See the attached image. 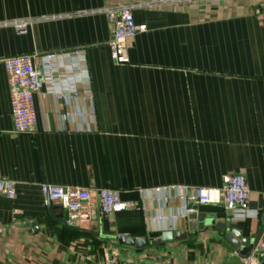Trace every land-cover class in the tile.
Masks as SVG:
<instances>
[{"label":"crops","instance_id":"0c3cea01","mask_svg":"<svg viewBox=\"0 0 264 264\" xmlns=\"http://www.w3.org/2000/svg\"><path fill=\"white\" fill-rule=\"evenodd\" d=\"M144 1L0 0V23L34 19L27 31L0 26V178L17 184L14 198L0 195V264H105L113 254L132 264H264V253L235 246L264 228V0L135 9L147 30L131 39L129 63L118 65L107 15L91 12ZM77 47L93 100L60 102L45 86L35 96L36 131L14 133L3 59ZM77 111L91 118H63ZM239 172L252 192L245 216L219 203L199 206L203 220H191L178 197L159 205L137 191L220 188ZM42 184L108 188L137 207L97 211L68 227ZM160 214L179 218L150 220ZM165 233L173 240L164 242ZM120 235L147 246L122 244Z\"/></svg>","mask_w":264,"mask_h":264},{"label":"built area","instance_id":"2783aa9c","mask_svg":"<svg viewBox=\"0 0 264 264\" xmlns=\"http://www.w3.org/2000/svg\"><path fill=\"white\" fill-rule=\"evenodd\" d=\"M220 0H147L142 3L119 4L91 13L104 12L111 24L112 39L109 42L111 57L118 65L129 63L128 48L131 39L139 32H145V25L135 21L134 10L138 8L180 7L187 6L201 9L206 5L218 4ZM231 2V0H223ZM90 11H78L83 16ZM72 16V15H68ZM61 16H46L44 19H56ZM209 17V16H208ZM34 19H19L0 23V26H13L18 31H27ZM11 89L12 117L14 133L32 134L36 131L38 118L35 108V96L46 86L57 99L65 102L75 98L93 100L91 77L85 51L73 48L60 51L35 52L31 55L10 56L3 59ZM88 111L65 112V120L84 117L91 118ZM42 192L50 200L60 205L68 213L67 224L78 227L90 222L96 212L101 216L125 211L137 207L136 203L125 202L118 191L108 188L79 185L42 184ZM140 195L162 205L175 196L183 203L185 213H190L191 206L223 203L236 216L249 213L252 192L244 173H231L223 178L220 188L192 186L185 184L164 185L140 188ZM0 195L14 198L17 195L15 181L0 178ZM145 210V207H141ZM178 215L160 214L151 217V221L170 222ZM264 247V244L260 245ZM255 253L252 254V256ZM251 256V257H252ZM105 264H132L121 260L117 254L108 258Z\"/></svg>","mask_w":264,"mask_h":264},{"label":"water","instance_id":"95a60500","mask_svg":"<svg viewBox=\"0 0 264 264\" xmlns=\"http://www.w3.org/2000/svg\"><path fill=\"white\" fill-rule=\"evenodd\" d=\"M50 209H51V201L49 200ZM192 211L188 214L189 218L191 220L200 219L203 220V216L199 215L197 213V206H191L190 207ZM232 212V211H231ZM65 218L63 221L67 224L68 221V213L65 211ZM233 213V212H232ZM69 227V225L67 224ZM264 235V228H262L259 232L255 233L254 235H251V237H239L238 240L235 241V246L239 248L240 253L243 255H251L253 253H264V247H261L259 244L263 238ZM120 242L122 244H126L131 247H135L138 249L145 248L147 246V241L144 239H135L133 237H130L128 235H120L119 237ZM173 240V235L169 233L164 234L163 241H171ZM264 262V260H263Z\"/></svg>","mask_w":264,"mask_h":264}]
</instances>
